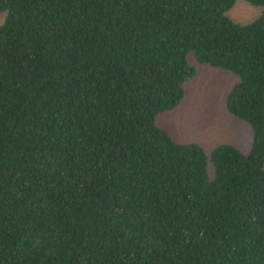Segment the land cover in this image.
<instances>
[{"label": "trees", "instance_id": "obj_1", "mask_svg": "<svg viewBox=\"0 0 264 264\" xmlns=\"http://www.w3.org/2000/svg\"><path fill=\"white\" fill-rule=\"evenodd\" d=\"M261 8L237 24V3ZM0 264H264V0H0ZM196 64L246 154L157 124Z\"/></svg>", "mask_w": 264, "mask_h": 264}, {"label": "rangeland", "instance_id": "obj_2", "mask_svg": "<svg viewBox=\"0 0 264 264\" xmlns=\"http://www.w3.org/2000/svg\"><path fill=\"white\" fill-rule=\"evenodd\" d=\"M260 10L239 2L230 13L235 23L247 24ZM195 67L196 75L186 83L180 105L174 112L159 116L157 124L176 142L197 144L206 152L219 144H229L246 154L251 144L250 128L224 111L223 101L234 77L219 69Z\"/></svg>", "mask_w": 264, "mask_h": 264}]
</instances>
